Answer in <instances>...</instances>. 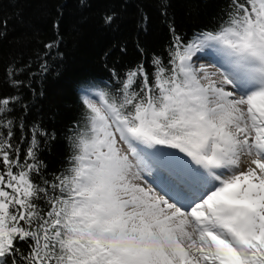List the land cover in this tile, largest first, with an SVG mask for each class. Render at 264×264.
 I'll use <instances>...</instances> for the list:
<instances>
[{
	"label": "snow or ice",
	"instance_id": "obj_1",
	"mask_svg": "<svg viewBox=\"0 0 264 264\" xmlns=\"http://www.w3.org/2000/svg\"><path fill=\"white\" fill-rule=\"evenodd\" d=\"M169 31L167 64L81 90L67 166L47 178L55 136L34 124L21 160L18 98H0V264H264V0H223L188 42ZM205 48L220 68L193 63ZM145 157L191 193L157 192Z\"/></svg>",
	"mask_w": 264,
	"mask_h": 264
},
{
	"label": "trees",
	"instance_id": "obj_2",
	"mask_svg": "<svg viewBox=\"0 0 264 264\" xmlns=\"http://www.w3.org/2000/svg\"><path fill=\"white\" fill-rule=\"evenodd\" d=\"M222 6L223 0H0V98H18L8 118L21 160L39 124L55 136L41 140L42 174L63 170L72 126L83 117L81 90L115 93L123 74L141 62L154 72L153 57L168 62L170 27L188 42L217 28ZM107 15L113 23L105 24Z\"/></svg>",
	"mask_w": 264,
	"mask_h": 264
},
{
	"label": "bare ground",
	"instance_id": "obj_3",
	"mask_svg": "<svg viewBox=\"0 0 264 264\" xmlns=\"http://www.w3.org/2000/svg\"><path fill=\"white\" fill-rule=\"evenodd\" d=\"M198 54H196L197 56L195 55L193 58V62L197 67L200 65H215V68H220L221 64L223 63V58L221 55L216 56V54L213 53L217 57V59H215L202 52H198ZM204 56L207 57V61H205ZM215 68H213V70H215ZM145 161L148 167L151 169L150 171H146L148 175L152 176V179H149V183L153 188H156L157 192H159L161 195H164V191L173 196H184L191 193V188L188 185L185 184L178 186L177 182L174 181V178L170 176L169 172L156 167L151 159L145 157ZM161 189H164V191H161Z\"/></svg>",
	"mask_w": 264,
	"mask_h": 264
},
{
	"label": "rangeland",
	"instance_id": "obj_4",
	"mask_svg": "<svg viewBox=\"0 0 264 264\" xmlns=\"http://www.w3.org/2000/svg\"><path fill=\"white\" fill-rule=\"evenodd\" d=\"M212 51V52H211ZM202 53H205V54H207V55H209L210 57H212V58H215V59H217V57L216 56H220V54L219 53H217L216 51H215V49H212V48H205L204 49V51H202ZM213 53H215L216 54V56L213 54ZM198 54V53H197ZM199 55V54H198ZM197 56V55H196ZM194 58V57H193ZM202 58V57H201ZM204 59H205V61H207L208 59H207V57H205L204 56ZM204 61V60H203ZM194 63V62H193ZM148 151H151V150H148ZM165 151H172V150H167V149H165ZM148 169H146L145 170V172H144V179L147 181V183L150 185V183H149V179H152V176H150V175H148V173L146 172Z\"/></svg>",
	"mask_w": 264,
	"mask_h": 264
}]
</instances>
